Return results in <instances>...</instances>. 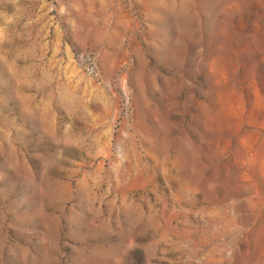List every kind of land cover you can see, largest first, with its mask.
I'll list each match as a JSON object with an SVG mask.
<instances>
[{"label":"rangeland","instance_id":"obj_1","mask_svg":"<svg viewBox=\"0 0 264 264\" xmlns=\"http://www.w3.org/2000/svg\"><path fill=\"white\" fill-rule=\"evenodd\" d=\"M0 264H264V0H0Z\"/></svg>","mask_w":264,"mask_h":264}]
</instances>
